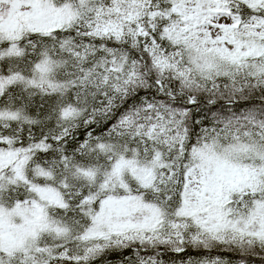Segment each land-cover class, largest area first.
<instances>
[{"label": "snow or ice", "instance_id": "obj_1", "mask_svg": "<svg viewBox=\"0 0 264 264\" xmlns=\"http://www.w3.org/2000/svg\"><path fill=\"white\" fill-rule=\"evenodd\" d=\"M0 264H264V0H0Z\"/></svg>", "mask_w": 264, "mask_h": 264}]
</instances>
